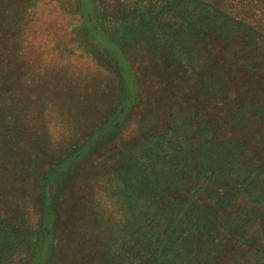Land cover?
I'll return each mask as SVG.
<instances>
[{"label": "rangeland", "instance_id": "rangeland-1", "mask_svg": "<svg viewBox=\"0 0 264 264\" xmlns=\"http://www.w3.org/2000/svg\"><path fill=\"white\" fill-rule=\"evenodd\" d=\"M74 3L68 11L52 0H0V209L13 215L25 213V219L34 225L40 215L36 203L42 183L50 178L56 187L50 184L48 194L53 196L48 201L51 199L52 207H57L61 215L52 220V228L45 234L44 254L53 250L72 253L73 242L80 246L76 252L87 255L85 261H89L92 249L101 248L104 241L115 240L123 246L131 243L123 242L125 238L134 239L137 232L155 234L156 213L150 202L142 211L121 212L106 190L110 178L101 179L114 175L113 163L121 169L132 168V162L145 155L141 145L153 130L158 113L165 116L183 101L196 104L194 110L205 113L206 94L186 83L182 88L187 94L183 95L169 81L166 84L160 80L169 79L164 71L161 76L157 66L148 70L133 51L126 53L121 42L116 43L113 54L103 41L108 36L83 17V7L85 11L90 9L93 1ZM238 5L244 8L242 16L264 33V7L252 0H239ZM79 6L83 7L78 9ZM255 45L264 46V39L251 46ZM127 70L135 73L138 85L127 80ZM235 90L230 93L233 95ZM247 96L243 111H250L252 118L244 122L237 136L246 141L249 156L239 164L244 172L227 180L216 178L226 186L216 195L223 200V210L214 221L199 223L189 233H170L164 222L168 234L158 245L164 252L162 258L153 260V245L134 264L263 261L257 244H264V220L253 201L255 184L245 194L235 190L239 176L264 171V112L258 113L264 105V93L254 96L257 101H252L251 107L248 100L250 103L252 92ZM199 100L204 102L198 103ZM219 100L210 103L215 106L214 113ZM203 125L199 121L197 128ZM80 146L87 148L80 163L87 171L79 175L77 180L82 179V186L70 196L72 164ZM105 164L111 165L100 178L89 173V169ZM118 180L115 186L120 185ZM19 186L23 187L25 199L29 196L20 203L15 194ZM144 216L152 222L149 220L143 227ZM233 229L240 233L233 235ZM32 231L29 228V235ZM58 261L61 260L53 263L59 264ZM32 263L29 256L26 261L11 264Z\"/></svg>", "mask_w": 264, "mask_h": 264}, {"label": "trees", "instance_id": "trees-1", "mask_svg": "<svg viewBox=\"0 0 264 264\" xmlns=\"http://www.w3.org/2000/svg\"><path fill=\"white\" fill-rule=\"evenodd\" d=\"M52 1L63 10L75 4V0ZM92 1L90 9L85 11L83 6L78 9L83 7V17L88 24L108 36L103 41L113 54L117 50L116 43L121 42L126 53L133 51L148 70L157 66L161 76L164 71L169 79L160 80H165L166 84L169 81L170 86L183 95L187 94L182 88L186 83L196 85L206 94L205 113L196 112V104H186L185 101L178 107H171L165 116L158 113L152 124L153 130L141 145L145 155L135 159L132 168L121 169L113 163L114 175H105L107 177L101 179L110 178L106 190L121 212L142 211L150 202L156 213L153 219L157 224L155 234L137 232L134 239L125 238L123 242L131 243H123V246L115 240L112 243L104 241L101 248L92 249L89 261H85L87 255L76 252L80 246L73 242L74 255L53 250L45 256V234L51 230L52 220L61 215L57 207H52L51 199L48 201L53 196V193L48 194L50 184L56 187L49 178L42 183L38 195L36 210L40 215L34 225L25 219V213L13 215L0 209V264L26 261L29 256L32 264H54L57 259L61 260L59 264H134L147 255L153 245H156L153 260L159 261L164 252L158 245L167 231L182 233L187 230L189 233L199 223L214 221L223 210V200L216 195L226 186L216 178L227 180L244 172L239 164L249 156L247 143L237 135L243 130L244 122L252 118L250 111H243L247 93L252 92L251 102L248 100L250 107L252 101H257L254 96L258 98L264 93V46H251L262 41L264 33L242 16L244 8L239 7V0ZM252 1L264 7V0ZM126 73L131 85H138L135 73L131 70ZM251 88L253 90H249ZM232 89H236L233 95L230 93ZM214 99H220L215 113V106L210 104L215 103ZM202 102L204 100L198 101ZM261 106L258 113L264 112V105ZM199 121L204 123L200 129L197 128ZM85 146H89L88 143ZM85 146L77 149L73 159L70 196L82 186V179L77 180L79 175L83 176L87 171L86 167H80L86 155ZM110 165L93 167L89 173L100 178ZM116 178L120 181L119 186H115ZM123 179L127 182H122ZM238 179L240 182L235 190L242 194L255 184L251 193L254 203L259 206V217L264 220V171H254ZM18 188L15 193L17 202L26 201L29 196L25 199L23 187ZM149 220L152 222L151 218L144 216L142 226H146ZM164 222L167 231H164ZM31 227L33 231L29 235ZM230 232L233 235L240 233L235 229ZM261 236L264 237V232ZM257 245L260 249L257 253L264 258V244ZM79 254L77 262L72 263ZM255 264H264V259Z\"/></svg>", "mask_w": 264, "mask_h": 264}]
</instances>
